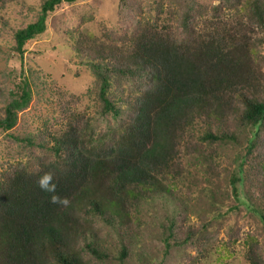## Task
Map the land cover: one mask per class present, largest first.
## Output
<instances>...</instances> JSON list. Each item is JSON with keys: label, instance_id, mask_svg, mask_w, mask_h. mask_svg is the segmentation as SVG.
<instances>
[{"label": "trees", "instance_id": "obj_1", "mask_svg": "<svg viewBox=\"0 0 264 264\" xmlns=\"http://www.w3.org/2000/svg\"><path fill=\"white\" fill-rule=\"evenodd\" d=\"M80 1L43 0L8 34V56L23 59L55 13ZM218 1L158 2L131 30L73 28L68 48L93 76L89 101L62 93L59 114L22 135L11 130L33 100L34 81L0 70V130L20 155L0 163V264H125L144 233L147 203L175 205L161 232L187 264L238 237L249 263L264 264V0ZM0 25H9L1 14ZM107 117L114 123L97 132ZM201 163L213 215L231 192L258 229L229 226L220 239L207 210L190 220L198 185L191 167ZM45 173L67 204L39 186ZM105 227L117 234L111 242Z\"/></svg>", "mask_w": 264, "mask_h": 264}, {"label": "rangeland", "instance_id": "obj_2", "mask_svg": "<svg viewBox=\"0 0 264 264\" xmlns=\"http://www.w3.org/2000/svg\"><path fill=\"white\" fill-rule=\"evenodd\" d=\"M43 0H6V5L0 14L8 22V26L0 25V70H14L21 73L22 70L34 81V96L31 104L20 113V120L17 126L11 130L14 134H24L28 130L43 127V121L59 114V95L65 92L78 93L83 97V103H87V89L93 76L79 67L78 58L72 54L68 48L71 42L73 28L89 26L94 29L104 26L131 30L141 18L157 13L158 2L165 0H129L127 4H122L121 0H85L73 5L66 4L60 8L51 18L48 31L39 39L34 40L29 45V51L21 59L11 54L8 56V34L25 22L33 19L36 10ZM217 4L218 0H208ZM86 18L85 21L82 19ZM73 26V27H72ZM60 33V34H59ZM10 37V36H9ZM3 76L0 74V79ZM111 118H101L96 123V131L103 132L109 124H113ZM6 133L0 130V163L5 160L19 158L18 144L6 138ZM228 164L227 159L225 163ZM195 173L198 185H194L193 200H188L192 211L188 212L192 222L200 221V213L207 210L208 218L214 221V229H221L219 238L226 239L224 232L229 226H242L244 229L259 228L256 216L244 201L231 198L222 193L218 206L220 209L215 215V209L208 205L209 196L203 194L202 188L208 187L204 171V164L191 167ZM198 178V179H197ZM227 190V187H223ZM245 195L244 188L240 189ZM153 205V206H152ZM175 208V205L162 206L158 204L143 205L144 216H146V227L144 233L131 249V256L125 264H187L184 249L169 247L161 232L160 223L168 211ZM108 235H111L108 237ZM104 236L112 241L116 238V232L110 228H104ZM189 250L195 254L192 248ZM206 257L201 259L199 264H250L246 255L247 248L242 239H237L236 243L229 249H225L217 241L216 245L206 251Z\"/></svg>", "mask_w": 264, "mask_h": 264}, {"label": "clouds", "instance_id": "obj_3", "mask_svg": "<svg viewBox=\"0 0 264 264\" xmlns=\"http://www.w3.org/2000/svg\"><path fill=\"white\" fill-rule=\"evenodd\" d=\"M39 186L42 189H45L46 191L52 192V200L53 202L60 201L62 203L67 204L68 200L67 198H61L56 192V184L53 182V176L51 173H45L42 177L39 178L38 180Z\"/></svg>", "mask_w": 264, "mask_h": 264}]
</instances>
